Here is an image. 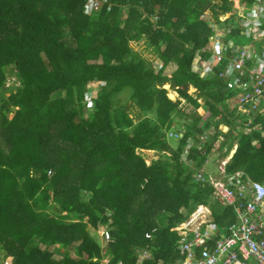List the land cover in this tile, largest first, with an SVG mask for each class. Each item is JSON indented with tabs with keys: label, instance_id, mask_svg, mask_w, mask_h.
Here are the masks:
<instances>
[{
	"label": "trees",
	"instance_id": "obj_1",
	"mask_svg": "<svg viewBox=\"0 0 264 264\" xmlns=\"http://www.w3.org/2000/svg\"><path fill=\"white\" fill-rule=\"evenodd\" d=\"M97 1L0 0V255L11 264H177L172 228L198 204L218 228L235 221L202 170L217 140L220 156L233 149L227 173L264 184V116L237 111L218 67L192 69L214 34L207 9L247 41L217 19L231 1ZM141 38L159 64L132 50ZM138 150L159 154L147 164Z\"/></svg>",
	"mask_w": 264,
	"mask_h": 264
},
{
	"label": "built area",
	"instance_id": "obj_2",
	"mask_svg": "<svg viewBox=\"0 0 264 264\" xmlns=\"http://www.w3.org/2000/svg\"><path fill=\"white\" fill-rule=\"evenodd\" d=\"M92 7L96 3L89 5L88 10ZM212 15L210 8L203 14L214 34L193 59L192 69L205 77L218 67L219 77L239 92L237 111L246 116H264V0H254L249 6L239 0L235 7L231 1V9L217 17L222 22L233 18L237 35L245 37V43L228 37L231 28L217 24ZM204 52L208 53L205 58L201 55ZM202 170L213 188L211 198L230 207L235 221L218 228L209 206L198 204L172 228L179 235L177 249L183 256L177 264H264V184L248 181L242 171L228 174L224 161L217 166V182L210 181L211 175L203 167ZM196 178L203 176L198 173ZM142 252L147 256L145 250Z\"/></svg>",
	"mask_w": 264,
	"mask_h": 264
},
{
	"label": "rangeland",
	"instance_id": "obj_3",
	"mask_svg": "<svg viewBox=\"0 0 264 264\" xmlns=\"http://www.w3.org/2000/svg\"><path fill=\"white\" fill-rule=\"evenodd\" d=\"M94 1L96 3H98L97 0H94ZM231 1H232L233 7H235L239 3V0H231ZM215 2L221 3L219 0H215ZM127 8H128L127 6L126 7H122V10H124V15H125V12H126ZM129 45H130V47L132 48L133 51L139 53L142 57H144L145 59H147L150 62H152V64H154V65L155 64H159V61L155 60V58L157 57L156 49L154 50V48H152V46L145 39L141 38L140 40L130 41ZM197 54L198 53H196L194 55L193 59L197 57L196 56ZM174 68H175V65L170 64L169 66L166 67L164 73L169 75L172 72V70H174ZM6 81H7V85L15 83V77L13 75H8L7 78H6ZM166 84H168V83H166ZM95 89L96 88H94L93 90H91L89 92V98L90 99L94 95V90ZM124 91L130 93V89H128V88L124 89ZM188 91L191 94H193L195 92L194 88H192V87H190L188 89ZM235 92H236V101H237L239 92L237 90H235ZM176 97H177V95H176ZM91 100L86 101L89 108H92V101ZM126 101H127V95H125L124 93L120 94V102L121 103H125ZM201 110L203 111V108ZM198 111L200 112V107L198 108ZM130 112H131V110H130ZM7 115H8V118H11L12 115H13V112L8 113ZM175 137H176V134H175ZM177 137H179V136H177ZM171 142H173V141H171ZM219 142H220V140L215 141V143L213 145V148L208 153V156H209V158H211V161H209L208 164L203 166V168L207 171V173L209 175H211L210 181H213V182H217L219 180L218 172H217V166L220 164V160H219L220 159L219 158V153L220 152L218 150ZM137 152H139L142 155L143 159H145L147 164L150 163V161L152 159H156L158 157V154H159L158 152H155V150L154 151L153 150H138ZM232 153H233V151L231 152V150H230V152L226 155V157L230 158ZM222 161H224V160H222ZM226 164L227 163H225V167H226ZM195 177H198L197 173L195 174ZM192 211L190 212V214L192 213ZM73 219H77V218H73ZM199 221H200V219H199ZM98 232H99V234H98L99 240L103 239L101 242H107V241L110 240L109 225L108 226H106V225L102 226L101 231H98ZM106 236H108V240H106ZM52 249H53V257L54 258H60V254L58 253V251L61 250V249L59 248V245L54 243ZM143 250L146 251L147 256H144V254L142 252ZM138 252L141 254L142 258H144V259H149L150 258L149 249H147V247L138 249ZM11 260H12L11 256H5V258H3V260H2V256L0 255V264H11ZM102 263L103 264H108V259L104 258L102 260Z\"/></svg>",
	"mask_w": 264,
	"mask_h": 264
},
{
	"label": "bare ground",
	"instance_id": "obj_4",
	"mask_svg": "<svg viewBox=\"0 0 264 264\" xmlns=\"http://www.w3.org/2000/svg\"><path fill=\"white\" fill-rule=\"evenodd\" d=\"M167 88H170V87H167ZM219 158H220L219 159L220 161L224 160L225 163H228L230 161V158H227L226 156L223 157L219 155Z\"/></svg>",
	"mask_w": 264,
	"mask_h": 264
},
{
	"label": "crops",
	"instance_id": "obj_5",
	"mask_svg": "<svg viewBox=\"0 0 264 264\" xmlns=\"http://www.w3.org/2000/svg\"><path fill=\"white\" fill-rule=\"evenodd\" d=\"M200 110H201V108H200ZM217 160V159H216ZM209 161H211V158H209V156L207 157V160L205 161L206 162V164H208L209 163ZM247 179H248V181H257V180H252L251 178H249V177H247ZM258 182H260V181H258ZM261 183V182H260ZM263 184V183H262ZM175 227V226H174Z\"/></svg>",
	"mask_w": 264,
	"mask_h": 264
},
{
	"label": "clouds",
	"instance_id": "obj_6",
	"mask_svg": "<svg viewBox=\"0 0 264 264\" xmlns=\"http://www.w3.org/2000/svg\"><path fill=\"white\" fill-rule=\"evenodd\" d=\"M237 172V171H236ZM229 174V173H228ZM232 174V173H231ZM213 221H214V218H213Z\"/></svg>",
	"mask_w": 264,
	"mask_h": 264
}]
</instances>
